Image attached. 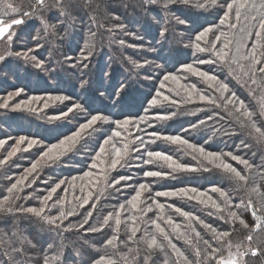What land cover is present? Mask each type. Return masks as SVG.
<instances>
[{
    "label": "trees",
    "instance_id": "obj_1",
    "mask_svg": "<svg viewBox=\"0 0 264 264\" xmlns=\"http://www.w3.org/2000/svg\"><path fill=\"white\" fill-rule=\"evenodd\" d=\"M8 3H11L21 12H32L33 19L22 31H18V38L14 37L12 42L0 39V54L17 52L22 49L27 50L24 47L27 45V47L35 49L32 54L37 55L38 59H44L47 64H50L52 71H41L33 67L32 64L25 63L22 59L17 60L16 57L12 56L9 58L10 62L8 64L0 63V95L20 87L25 89V93L20 97L22 100L32 95L62 94L80 102H86V106L91 104L95 108H107L115 112L139 113L140 115H146L147 118L157 111L155 108H150L148 102L155 95V89L161 87L158 79L161 73L156 68V65L159 64H164L169 71H174L180 75L182 84L194 83L197 89L205 94L216 95L208 82L193 75H187V78L184 79L183 77L186 74L179 72V65L192 63L194 56L192 54L193 50L185 47L188 43L187 26L178 24L175 19L179 17L186 20L188 25L206 26L207 22L215 21L217 18V12L214 8L210 7L205 11L195 9L193 5L192 8L194 10H190L189 6H185L179 0L174 4H170L167 9H164L162 5L146 6L143 0H45V6L43 7L37 5L36 0H0V14L10 11L6 7ZM57 4L70 5V7L61 13L59 8L56 7ZM57 15H61L63 23L57 21L55 18ZM41 18L49 25H56L55 30L45 29ZM242 23H244L243 18ZM116 24H123V31L118 29L109 31ZM162 28L167 29L164 36L159 34ZM125 32H134L136 37L125 35ZM181 33L185 35L182 37ZM139 37L143 39L141 40ZM120 40L125 42L124 45L119 44ZM37 41L42 47L36 46ZM86 42L91 45L94 56L91 59L89 68L86 70L87 75L84 76L85 79L89 80L91 89L84 92L79 88L80 70L72 69L70 62L65 61V57L72 56L75 58L78 55V48L82 47ZM153 49L155 51H152ZM161 56L167 57V62L162 60ZM145 61L151 62V65L145 64ZM134 64H143L144 67L136 68ZM200 67L203 71H208L209 68H212L214 72H218L220 79L227 80L230 87L236 90L237 94L242 99H245L246 103L253 107L254 111L259 110L261 104H264V98H262L264 97V92L259 89L256 95L252 96L249 94L248 89L243 86L242 80L238 81L228 75L227 72H221L217 66L204 65ZM105 72L109 74L110 79H105ZM121 81L126 85L125 94H122V104L113 109L109 100L98 96L95 89L101 83L109 86L100 88V91L105 93L106 96L109 88L118 85ZM176 87L177 85L169 81L161 90L167 95L171 89ZM48 103L50 104L48 108H43V102L41 101L34 103L32 107L37 109L35 113L30 111L12 112L11 110L0 109V138H13L8 141L4 149H0V159L4 158L5 150L9 149L14 140L21 135L36 136L44 140L45 143L50 144L56 142L58 137L62 138L63 135L70 134L76 130L78 122L75 120L65 122L48 119V117L56 115L64 107L59 102L53 104V101H48ZM64 103L68 102L65 101ZM158 107L162 112L176 111L177 115L168 121H155L154 128H150L148 131L156 130L171 135L181 134L182 129L187 128L190 124L206 119V116L212 115L214 111L219 112L221 117L219 122L209 121L206 126H202L185 138L189 139L191 143L204 146L208 151L233 152L248 159L254 166L253 170L245 169L243 165L231 161L230 158H225V162L232 163L242 174L250 177L248 184L241 186L233 181L230 176L212 168L207 161L197 154L191 153L187 148L160 140L151 145L152 151L165 152L180 163L189 164L201 170L176 173L167 179L153 182L152 178L143 177L141 170L135 166L138 162L134 159V154L130 152L129 155L133 166L118 167L115 171H111L108 175V184H111L112 179L118 175H132L134 177L133 183L137 181L150 183L152 192L181 187H195L203 191L209 189L212 185L220 186L233 196V206L224 209L225 220H220L217 215H210V213L216 211L211 207V203L206 206L199 204L195 200L159 199L161 203L175 205V207H179L185 212L193 213L195 216L200 217L201 220H204L205 223L211 224L213 228H217L220 231L230 230L232 232L230 237L233 245L232 252L236 251V244H241V251H243L247 247L246 237L249 234V229L254 226L256 221L250 212H245L235 207V205L239 203L240 199L245 200V202L251 199L257 207H260L261 197L256 192H253L252 189L259 187L260 192L264 193V186H261L262 182L258 175V171H264V168L255 169V166L261 163V157L264 156V142L259 141L255 134L249 136V129L241 125L234 117L229 118L227 111H230V109H213L210 105H205L199 101L182 104L179 108H173L167 104ZM146 108L148 109L147 114L144 112ZM83 120L84 116L81 115L79 122H83ZM228 128L236 131L238 135L231 137L224 135L223 130ZM99 131H103V129ZM99 131L94 132L91 137L86 136L85 140H82L77 145L78 150L69 152L60 162L48 164L42 161L41 165L38 166L37 172L28 177V181H31L33 176H35V183L31 184L30 187L24 188L19 193L20 199L12 200L10 197L13 205L38 208L40 201L37 197L43 195L54 182L62 178H68L71 181V177H81L84 171H88L86 165L89 163L90 157L86 155V152L93 147L95 140L99 137ZM132 132L135 133V129ZM141 135L143 134L141 133ZM133 138L131 135L128 136V139ZM145 138L147 139V137ZM242 139L250 145L251 151L241 152L235 148ZM117 146L121 145L118 144ZM134 146L130 145V148ZM25 147L26 145H21V148ZM105 147L110 149V146ZM253 152L256 154L255 157L252 156ZM37 156L38 153L33 148L28 152L17 153L8 163L0 166V199H2L3 195H7L6 189L10 187L12 182H15L16 178L26 168L31 166ZM216 162L220 163L221 161L218 160ZM108 166V154L106 153L102 155L97 171L100 172L107 169ZM206 168L210 170H203ZM144 170L171 171L162 162L147 165ZM9 177L12 178L11 181H9ZM91 179L95 182L92 189H88V177H84L83 181L77 179L74 183L77 186L83 183L86 189L85 195L87 190H92L94 196L99 193L96 208L93 212V219L90 220V223H97L109 211H113V206L118 205V203H124L125 198L131 195V190H124L122 193L117 194L113 188L97 182L99 180L98 176L94 175ZM101 188H103V192L100 191ZM57 194L61 200L65 201L63 205L65 209L76 206V198L81 195L78 190L75 192L71 190L64 192L59 189ZM207 195L216 202L222 199L218 193L208 192ZM146 196L147 194L142 196V200ZM55 199L56 196L54 195L53 200ZM51 203L52 201H49V205ZM87 208H89V205L79 208L78 214L69 217L64 222L65 225L71 222L75 226L86 214L85 209ZM45 211L47 213V209ZM165 212L168 215H172L173 219L181 224V231H187L188 235L192 236L191 229L187 228L189 222L184 217L168 208L165 209ZM228 212H237L240 218L244 219L249 225V229L243 228L238 221L233 225L227 215ZM48 214L56 216L59 211L57 208H53L51 213ZM154 218V213H148L144 217L145 220L149 221ZM124 219L125 216L122 215L121 220L123 221ZM226 222L228 227H225ZM192 223L196 230L201 232L205 240L210 239V233H207L197 222L193 221ZM141 227L143 229L144 226L141 225ZM85 228H87V225H85ZM14 229L18 231V235L31 239L33 243L39 240L40 245H43L44 248L47 247V244L53 243L54 240L57 244H63V255L66 264H94L101 257H111L116 260L117 264H121L120 257L128 256L131 259L130 248L137 250V261H139L140 257L148 255L142 240L137 244L127 242L125 245L127 233L123 223L118 233L116 248L106 244V239L114 233V227L113 229H105V233H86L73 228L71 231L64 232L62 237H56L55 233L48 231L47 225L30 214H17L15 211L13 213L0 212V239L4 238L5 233L11 235V231ZM152 230L154 229L149 226V231ZM141 234L137 233L138 240ZM253 235V244L264 242V232H257ZM173 243L191 261V264H204V245L202 242L196 243L194 241L193 244H188L183 239H173ZM217 246L216 243H213V247ZM194 247L201 248V256L194 258ZM220 247L223 256L229 255L226 245H221ZM29 255L34 258L30 261L25 260V264H37V260H42L39 252L30 251ZM48 255L51 256L54 253L49 252ZM174 257L175 253L170 248L167 249V254L153 252L148 255V264H152L153 261H155V264H165V260L167 264H173ZM243 259L247 261V264H264V257H253L251 259L244 257ZM51 264H56V262L52 261ZM176 264H184L183 258H177Z\"/></svg>",
    "mask_w": 264,
    "mask_h": 264
},
{
    "label": "snow or ice",
    "instance_id": "obj_2",
    "mask_svg": "<svg viewBox=\"0 0 264 264\" xmlns=\"http://www.w3.org/2000/svg\"><path fill=\"white\" fill-rule=\"evenodd\" d=\"M176 2L177 0H143L146 6L162 5L164 9H167L170 4ZM179 2L185 6H189L190 10H194L192 8L194 5L195 9L206 11L211 7L217 12L216 20L207 22L206 26L200 25L197 27L195 25H188L186 20L179 17L175 18L178 24L187 26L188 43L185 47L192 49L194 56L192 63H182L179 65V72L186 74L183 77L184 79L187 78V75H193L208 82L216 95L205 94L203 91L198 90L194 83L182 84V77L174 71H169L165 68L164 64L156 65V68L161 73V76L158 77L161 87L155 89V95L148 102L149 107L155 108L157 111L147 118L146 115H140L139 113L115 112L107 108H95L91 104H87L86 106V102H80L62 94L54 95L46 93L42 96L32 95L27 99L17 101L16 98L25 93V89L20 87H16L13 91L0 95V109L2 110H11L12 112L30 111L35 113L37 109L31 107V105L37 101L43 102V108L50 107L48 101H56L63 104L64 107L56 115L48 117V119L65 122L75 120L78 122L75 131L63 135L62 138L58 137L54 143H45L44 140L36 136L28 137L21 135L14 140L9 149L5 150L4 158L0 159V166L8 163L17 153L28 152L33 148L36 149L38 156L31 163V166L26 168L16 178L15 182H12L10 187L6 189L7 195H3L2 199H0V212L13 213L15 211L17 214H30L47 225L48 231L55 233L56 237H62L64 232L71 231L73 228L86 233H105V229H113L114 227V233L106 239V244L112 248L117 247L116 241L118 240L120 226L123 223L127 233L125 245L127 242L137 244L142 240L148 255L153 252L167 254V249L170 248L175 253L173 264H176L177 258H183L184 264H191V261L173 243V239H183L188 244H193L194 241L196 243L202 242L204 245V264H247V261L243 259L244 257H248L249 259L264 257V242L253 244V234L264 232V193L260 192L259 187H255L252 190L261 197L260 207H257L251 199L247 200V202L240 199L239 203L235 205V207L245 212H250L252 217L255 218L256 222L252 228L249 229V225L244 219L240 218L237 212L227 213L233 225L238 221L243 228L249 229V234L246 237L247 247L241 251L242 245L236 244V251L232 252L233 245L230 239L232 232L230 230L220 231L217 228H213L211 224L205 223L204 220H201L200 217L195 216L193 213L185 212L183 209L175 207V205L161 203L159 199L178 198L195 200L199 204L206 206L211 203V207L216 211L210 213V215H217L220 220H225L224 209L233 206V196L224 188L212 185L209 189L203 191L195 187H181L152 192V185L150 183L138 181L133 183L134 177L132 175H118L112 179L111 184H108V175L111 171H115L118 167L133 166L129 155L130 152L134 154V159L138 162L135 166L141 170L143 177L152 178L153 182L167 179L176 173L201 170L192 165L180 163L173 156L165 152L152 151L151 145L158 140L187 148L191 153H195L207 161L212 168L230 176L233 181L241 186L247 185L249 182L250 177L248 175L242 174L232 163L225 162V158H230L231 161L243 165L245 169L253 170L254 166L248 159L233 152L208 151L204 146L191 143L189 139L185 138L188 134L197 131L202 126H206L209 121L219 122L221 119L219 112L214 111L212 115L206 116V119L190 124L187 128L182 129L181 134H164L156 130L149 132L148 129L154 128L155 121H168L177 115L176 111L162 112L158 106L167 104L173 108H179L182 104L199 101L205 105H210L213 109H230V111H227L229 118L234 117L241 125L249 129V136L255 134L259 141L264 142V104H261L259 110L254 111L253 107L249 103H246V100L242 99L236 90L230 87L227 80L220 79L218 72H214L212 68H209L208 71H203L200 67L204 65L217 66L221 72H227L228 75L238 81L242 80L243 86L248 89L249 94L252 96L256 95L258 89L264 92V0H179ZM36 3L41 7L45 6V0H36ZM6 7L10 11L0 14V39L12 42L14 37L18 38V31H22L33 19V13L27 11L21 12L11 3H8ZM56 7L63 13L70 5L57 4ZM55 18L58 22L63 23L61 15H57ZM242 18L244 23H242ZM41 19L43 21V18ZM43 23L45 29L50 28L55 30L56 28V25H49L46 21H43ZM117 29L123 31L124 25L116 24L109 31ZM165 32H167V29L162 28L159 34L164 36ZM124 34L136 37V33L134 32H125ZM184 35V33H181L182 37ZM139 39L142 40L143 38L139 37ZM124 43L123 40L119 41L120 45H124ZM36 46L42 47L38 41ZM24 47L27 50L22 49L17 52L0 54V63L8 64L10 62L9 58L14 56L17 60L22 59L25 63H30L41 71H52L50 64H47L44 59H38L37 55L32 54L35 52V49L27 47V45ZM152 51H155V49ZM93 56L92 47L86 42L82 47L78 48V55L75 58L72 56L65 57V61L70 62L72 69L80 70L79 88L84 92L91 89L89 80L85 79L84 76L87 75L86 70L89 68ZM161 59L167 62V57L161 56ZM144 63L151 65L149 61H145ZM134 67L142 68L144 65L134 64ZM104 77L106 80L111 78L107 72L104 73ZM169 81L173 82L177 87L171 89L169 94L166 95L161 89ZM103 87L109 86L104 83L99 84L95 89L98 96L108 99L113 109L122 104V94H125L126 88L123 81L119 82L116 86L110 87L106 96L105 93L100 91V88ZM65 101L68 103H64ZM144 112L147 114L148 109H144ZM81 115L84 116L83 122H79ZM100 129H103V131H99ZM133 129H135V133L132 132ZM97 131H99V137L95 140L91 150L86 152V155L90 157V161L86 165L88 171H84L81 177H71V181L68 178H62L54 182L43 195L37 197L40 201L38 208L13 205L10 197L12 200L20 199L19 193L24 188L30 187L31 184L35 183V176H33L31 181H28V177L37 172L38 166L41 165L42 161L48 164L60 162L69 152L77 151V145L82 140H85L86 136L91 137ZM223 134L230 137L238 135L236 131L230 128L224 129ZM129 135L134 138L128 139ZM10 139L13 138H0V149H4V146L8 144ZM118 144L121 146L118 147ZM21 145H26V147L21 148ZM130 145L135 146L130 148ZM105 146H110V149ZM235 148L241 152L251 151L250 145L243 139ZM106 153L108 154L109 166L107 169L98 172L97 169L99 168L101 157ZM255 155L253 152L252 156L255 157ZM218 160L221 162L217 163L216 161ZM160 162L171 169V171L144 170L145 166ZM262 168H264V156L261 157V163L255 166L256 170ZM203 170L208 171L210 169L206 168ZM94 175L99 177L97 182L113 188L117 194L130 189L131 195L125 198L124 203H118V205L113 206V211H109L97 223H90V220L93 219V212L96 208L99 193L94 196L92 190H87L85 195L86 189L83 183L77 186L74 182L77 179L83 181L84 177H88V189H92L95 182L91 178ZM258 175L262 182L261 186H264V171H258ZM8 179L11 181L12 178L9 177ZM58 189L64 192L69 190L75 192L78 190L81 195L76 198V206L65 209L63 206L65 201L61 200L57 194ZM100 191L103 192V188ZM208 192L218 193L222 199L216 202L207 195ZM145 194L147 196L142 200V196ZM54 195L56 196L55 200H53ZM49 201H52L51 205H49ZM85 205H89V208L85 209L86 214L83 215L80 221L75 226L71 222L65 225L64 222L69 217L76 216L78 209L84 208ZM53 208L58 209V215L53 216L48 214L51 213ZM166 208L173 210L189 222L187 228L191 229V237L187 231H181V224L177 223L172 215H168L165 212ZM148 213H154L155 218L150 221L145 220L144 217ZM122 215L125 216L123 221L121 220ZM193 221L197 222L207 233L211 234L209 240H205L201 232L196 230V227L193 226ZM85 225H87V228H85ZM141 225L144 226L143 229ZM149 226L154 230L149 231ZM225 227H228L227 222ZM137 233H142L139 240L137 239ZM213 243H216L218 246L213 247ZM221 245L227 246L229 250L227 257L223 256ZM63 248V244H57L55 240L44 248L43 245H40L39 240L33 243L31 239L18 235V231L14 229L11 231V235L5 233L4 238L0 239V264H25V260L30 261L34 258L29 255L30 251L41 254L42 260H37V264H51L52 261H55L56 264H66ZM49 252L54 253V255L49 256ZM129 252L132 253L131 259L128 256H122L119 258L121 264H148V255L140 257L139 261H137V250L130 248ZM201 254V248L194 247V258L201 256ZM94 264H117V262L111 257H101ZM152 264H155V261ZM165 264H167L166 260Z\"/></svg>",
    "mask_w": 264,
    "mask_h": 264
},
{
    "label": "rangeland",
    "instance_id": "obj_3",
    "mask_svg": "<svg viewBox=\"0 0 264 264\" xmlns=\"http://www.w3.org/2000/svg\"><path fill=\"white\" fill-rule=\"evenodd\" d=\"M20 97H21V96H20ZM20 97L16 98L17 101L22 100ZM54 103H56V101H53V104H54ZM53 104H52V105H53ZM32 105H33V104H32ZM32 105H31V107H32ZM131 154H133V153H131ZM227 256H228V255H227ZM227 256H224V257H227Z\"/></svg>",
    "mask_w": 264,
    "mask_h": 264
}]
</instances>
